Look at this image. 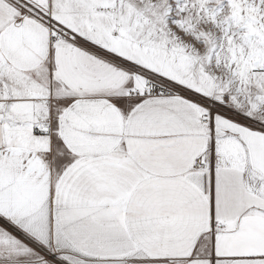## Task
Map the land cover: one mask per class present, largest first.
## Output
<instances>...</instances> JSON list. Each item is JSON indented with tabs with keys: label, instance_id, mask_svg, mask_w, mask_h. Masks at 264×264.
<instances>
[{
	"label": "snow or ice",
	"instance_id": "1",
	"mask_svg": "<svg viewBox=\"0 0 264 264\" xmlns=\"http://www.w3.org/2000/svg\"><path fill=\"white\" fill-rule=\"evenodd\" d=\"M0 264H264V0H0Z\"/></svg>",
	"mask_w": 264,
	"mask_h": 264
}]
</instances>
